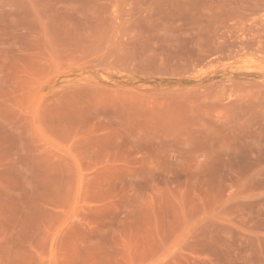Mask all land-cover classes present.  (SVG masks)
<instances>
[{"label":"rangeland","instance_id":"374dc122","mask_svg":"<svg viewBox=\"0 0 264 264\" xmlns=\"http://www.w3.org/2000/svg\"><path fill=\"white\" fill-rule=\"evenodd\" d=\"M0 264H264V0H0Z\"/></svg>","mask_w":264,"mask_h":264}]
</instances>
